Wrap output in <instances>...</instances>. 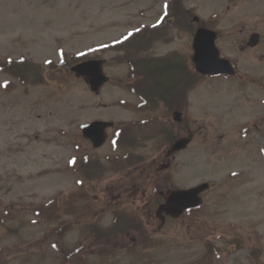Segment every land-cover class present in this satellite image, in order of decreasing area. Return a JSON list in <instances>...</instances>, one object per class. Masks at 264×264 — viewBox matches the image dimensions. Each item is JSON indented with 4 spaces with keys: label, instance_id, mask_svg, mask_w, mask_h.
<instances>
[{
    "label": "rangeland",
    "instance_id": "obj_1",
    "mask_svg": "<svg viewBox=\"0 0 264 264\" xmlns=\"http://www.w3.org/2000/svg\"><path fill=\"white\" fill-rule=\"evenodd\" d=\"M179 1L193 13L178 0H0V264H65L64 253L82 241L95 243L86 264H158L161 250L185 253L168 264H264V25L261 43L244 50L250 30L230 21L243 13L235 6L242 0ZM247 1L264 8V0ZM165 15L176 29L149 46L151 54L190 56L194 17L223 18L213 25L222 29L217 44L238 72L204 77L193 91L178 85L184 96L175 104L145 111L127 85H141L129 81L127 37ZM76 57L106 59L111 81L99 94L67 69ZM98 119L126 131L120 147L97 150L83 137L82 127ZM247 120L258 125L252 138L222 136ZM194 128L203 133L191 140ZM178 137L187 141L183 149H173ZM202 183L209 185L203 219L157 217L169 191ZM218 225L231 226L230 243L216 235L228 247L225 263L204 257V239ZM147 233L151 243L135 247L131 236ZM111 239L113 247L101 245ZM115 239L135 248L115 253Z\"/></svg>",
    "mask_w": 264,
    "mask_h": 264
},
{
    "label": "flooded vegetation",
    "instance_id": "obj_2",
    "mask_svg": "<svg viewBox=\"0 0 264 264\" xmlns=\"http://www.w3.org/2000/svg\"><path fill=\"white\" fill-rule=\"evenodd\" d=\"M227 9L228 12H232V8L233 6L230 5L229 2ZM242 5V10H240L241 12H243L241 15L237 16L235 15L230 21L237 26H245L246 30H250L249 32H247L248 34L250 33L249 37H247L245 44L242 45V48L244 50H249V49H253L256 48V46L261 43V38L262 35L260 33V31L257 30V28H259L258 26L264 25V16H262L261 14H259L260 12L264 13V8L261 10V7H256V6H251L250 7V2L247 0H242L241 3L239 2H235V6L236 5ZM262 4L264 5V1H261L259 3L260 6H262ZM216 21V23H215ZM223 21V18L221 19H214L211 18L210 20H208V25L209 26H213L214 24H218L221 25ZM175 24V21H171L169 22V20H164L163 23L157 24L158 28L157 29H150V27H146V29L143 30V32L141 34L135 35L136 39L135 42L133 44H130V68L132 70V73L135 72V76H136V80L132 81V84H134V82H140L143 78H146L143 82L145 84V86L148 89V93H150L151 95L144 93L145 96L147 97L148 101L151 103H155L156 101H159V96H160V102H164V104H169V103H176V100H178V96H184V94H180V89L177 90L178 85L185 87L186 89H190L193 91V85L195 83V81H197V73L195 71V67L194 64L192 62V55L187 56V57H182V56H178V55H166V54H160V55H156V54H151L150 52L146 53L143 52L145 51V49H147L150 45L151 42H154V40H147L146 36H149L148 34L152 33L154 34L153 37H159L161 40L165 39V34H166V29L169 28L171 29V26H173ZM176 25V24H175ZM183 26V25H182ZM257 26V27H255ZM251 27V28H249ZM181 25L179 23L178 26V31H180L181 29ZM186 28V26H185ZM188 28V27H187ZM214 28V26H213ZM199 29V24L198 26H196V28L193 30L194 33H196V31ZM212 29V28H210ZM243 29L241 30H244ZM214 30L217 32V37H219L220 32L222 29H216L214 28ZM261 30V29H260ZM258 34L260 35L258 40V44L256 46H251L250 45V40L252 38L253 35ZM157 40H159L158 38H155ZM133 49V50H132ZM148 54V55H146ZM222 56H225L224 54H222ZM227 57V56H226ZM231 59V58H230ZM232 60V59H231ZM232 62L235 64V62L232 60ZM149 70L150 74H148L147 76H140L142 70L146 71ZM168 71H176L178 72L179 76H180V84L175 85L174 87H172L171 89H174L175 92L171 93L168 90V86H164L165 90H163L162 92H158L156 91L155 87V82L153 80L152 77L156 76V74H159L160 76H158L157 80L159 81V77H162L161 75H163L164 73L168 72ZM179 71H182L184 73H179ZM165 75V74H164ZM152 76V77H151ZM191 77V79H188L187 77ZM154 78V79H156ZM167 89V90H166ZM177 91V92H176ZM186 91V90H185ZM228 105V104H227ZM177 112V118L180 119V121H184L186 118V113L183 112V110H176ZM194 121L197 122V118L194 117ZM251 120H247L244 122H240L237 126H234L230 129H227L224 131V134L222 136H227V137H233V136H237L240 135V137L243 135V137L247 140L248 138H252L255 131L254 128L257 127V124H254L252 122H250ZM224 127H230L229 124L224 125ZM112 130H110L111 133ZM203 133L202 129H196L194 128L192 133H191V140L194 136H198L199 134ZM110 142V139L108 141V143ZM205 210L203 209H192L189 211H186L181 217H179L177 219V221L181 220V219H185V218H190L193 220H196L198 218L203 219L202 214H204ZM242 224H240L241 227ZM166 227H160L159 226V230H163ZM231 226H221L218 225L215 228H212V232L209 233L206 238L204 239V250L207 252V254L204 256L205 258H207L209 255L211 256L212 260L218 263H225V258L228 254V247H221L219 245H217V237L216 235H220L221 239H225V242L230 243V233H227L226 230H230ZM241 231V235H240V241L242 243L245 244L246 241V234L245 231L240 228ZM220 239V240H221ZM227 245V244H225ZM182 250H173V251H166V250H161L160 254L162 256V261L159 262L158 264H168V263H173L176 261V258L179 257L180 254H185L184 252H181ZM260 251H256L255 249V255H258ZM224 260V261H223ZM153 264V263H150ZM156 264V263H155ZM206 264H210V262H207ZM226 264V263H225Z\"/></svg>",
    "mask_w": 264,
    "mask_h": 264
},
{
    "label": "water",
    "instance_id": "obj_3",
    "mask_svg": "<svg viewBox=\"0 0 264 264\" xmlns=\"http://www.w3.org/2000/svg\"><path fill=\"white\" fill-rule=\"evenodd\" d=\"M216 33L208 29L201 28L194 39V62L198 72L204 75L217 74H234L235 68L231 62L225 58L220 57V52L216 47ZM257 42L256 37L253 38V44ZM73 71L78 76H84L91 88L95 92H99L100 88L108 81V77L103 72V61L93 60L78 64L73 67ZM113 123L96 121L84 129L86 137L92 140L96 147H100L106 140L105 130ZM184 145L179 142L175 149H180ZM207 187L206 184L198 188L191 189L185 192H174L168 199V204L161 207L166 209L173 215H179L186 207H195L199 204L198 193Z\"/></svg>",
    "mask_w": 264,
    "mask_h": 264
},
{
    "label": "trees",
    "instance_id": "obj_4",
    "mask_svg": "<svg viewBox=\"0 0 264 264\" xmlns=\"http://www.w3.org/2000/svg\"><path fill=\"white\" fill-rule=\"evenodd\" d=\"M179 73H184V72H182V71H179ZM149 74H150V72H149ZM165 74V75H164ZM163 75H161L162 77H161V79H160V77H159V81L157 80V78H158V76H160L159 74H156V76H154V77H152L153 78V80H154V82H155V87L154 88H156V91H158V92H162L163 90H165V87L166 86H168V90H169V92H171V93H174L175 92V90L174 89H171L172 87H174L175 85H177V84H180V76H179V74H178V72H176V71H168V72H166V73H164ZM168 74H171L172 75V77L171 78H168L167 77V75ZM164 76V77H163ZM157 77V78H156ZM154 78H156V79H154ZM163 78H165L166 79V81L165 82H162V80H163ZM188 79H191V77H187ZM197 82H199V80L201 79V75H198L197 76ZM196 82V81H195ZM165 86V87H164ZM167 90V89H166ZM146 168V167H145ZM146 170L148 171V169L146 168ZM150 170V169H149ZM150 172V171H149ZM122 206V205H121ZM121 206H118V207H121ZM118 225H120V223L118 222V221H115V227L114 226H112V227H114V228H117V226ZM95 235V234H94ZM96 236V235H95ZM135 236V235H134ZM98 237V236H97ZM133 236H131V239L133 240V241H136L137 240V238L136 239H134V238H132ZM116 241H118V244H116V245H119V247L120 246H123V245H125V244H127V243H130V242H132L131 240H128V239H125V240H128V241H126V242H124L123 241V239H115ZM111 243L113 244V242H112V239H111ZM70 264H74V260H72L71 262H70Z\"/></svg>",
    "mask_w": 264,
    "mask_h": 264
}]
</instances>
